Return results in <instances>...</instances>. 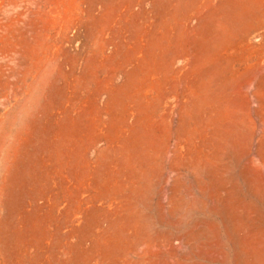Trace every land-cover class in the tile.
<instances>
[{
    "label": "rangeland",
    "instance_id": "1",
    "mask_svg": "<svg viewBox=\"0 0 264 264\" xmlns=\"http://www.w3.org/2000/svg\"><path fill=\"white\" fill-rule=\"evenodd\" d=\"M0 264H264V0H0Z\"/></svg>",
    "mask_w": 264,
    "mask_h": 264
}]
</instances>
